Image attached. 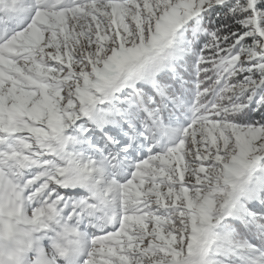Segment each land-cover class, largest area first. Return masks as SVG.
Masks as SVG:
<instances>
[{
    "label": "snow or ice",
    "instance_id": "obj_1",
    "mask_svg": "<svg viewBox=\"0 0 264 264\" xmlns=\"http://www.w3.org/2000/svg\"><path fill=\"white\" fill-rule=\"evenodd\" d=\"M0 264H264V0H0Z\"/></svg>",
    "mask_w": 264,
    "mask_h": 264
}]
</instances>
